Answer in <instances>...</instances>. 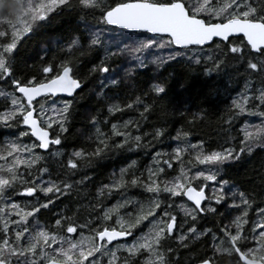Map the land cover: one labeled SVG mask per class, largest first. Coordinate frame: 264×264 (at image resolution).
<instances>
[{"label": "snow or ice", "instance_id": "1", "mask_svg": "<svg viewBox=\"0 0 264 264\" xmlns=\"http://www.w3.org/2000/svg\"><path fill=\"white\" fill-rule=\"evenodd\" d=\"M0 12V82L8 89L0 91V125L16 129L0 142V264H179L181 250L190 253L188 264H264V200L257 207L251 191L220 178L258 152L264 165V0H0ZM60 12L80 13L82 27L37 74L16 76L20 44ZM85 14L98 22L86 23ZM113 29L154 38L124 44L132 38L115 39ZM153 48L169 51L152 56L150 66L183 59L189 68H202L210 93L231 95L220 118L229 131L246 115L257 122L246 121L225 138L227 147L211 149L202 140L188 143L190 133L178 128L169 138L174 146L153 152L139 176L127 178L137 167L133 160L93 193V178L82 173L94 159L167 136L163 128L141 127L155 108L149 95L165 94L163 84L153 82L127 103L121 99L128 87L123 81H135L146 69ZM85 82L100 107L84 113L92 130L88 147L73 140L69 149L65 141ZM58 94L67 98L53 99ZM130 110L134 119H120ZM202 119L196 113L188 123ZM129 187L142 189L147 199L121 196L106 204ZM61 198L67 204L51 213ZM44 210L51 213L48 224L40 219Z\"/></svg>", "mask_w": 264, "mask_h": 264}, {"label": "trees", "instance_id": "2", "mask_svg": "<svg viewBox=\"0 0 264 264\" xmlns=\"http://www.w3.org/2000/svg\"><path fill=\"white\" fill-rule=\"evenodd\" d=\"M4 14L5 13L0 12V15ZM80 17L81 14L78 12L74 15L64 12L51 14L46 24L41 25L34 34L30 35L20 44L16 55L15 75L27 76L37 74L38 68L43 64H47L48 61L59 52L60 48L69 38V35L77 34L76 30L82 27L79 23ZM84 21L92 24L98 22L97 18L91 17L90 14L84 15ZM117 32L121 34L136 32L134 34H137L140 31L130 32L124 29H113L110 35L115 39H122L121 36L116 35ZM139 37H141V39H151L154 38V34L140 32ZM104 38L108 39L107 36ZM122 42L124 44H130L123 40ZM211 45L212 42L209 43V46ZM172 47L175 48V46ZM164 50L158 57H165L167 55L169 49L166 48ZM151 58L152 56H148V58L144 60L146 69L139 70L135 81H123L128 87L122 88L121 99L124 103H127L130 97L135 98L137 95H142L143 91L147 90L148 85L153 82L163 84L165 87V94L155 100H153V96L149 95L148 103L154 102L155 108L148 115L147 125H142L141 127L142 131H149L151 128L156 127L163 128L167 131V136L163 141H156L149 147L125 150L123 152H111L98 159H94L90 166V170H84L82 173L83 175H89L93 178L90 185L93 193L100 183H108L113 173L119 175V169L125 167L133 160L136 161L137 167L128 170L127 178L131 179L133 172H135V175L139 176L140 171L152 160L153 152L157 150L169 151L170 148L174 146L169 138L176 134L178 128H183V130L190 133L187 137L188 143H195L197 140H202L204 141L205 147L211 149L220 146L227 147L228 145L224 143L225 138L229 135L236 136L240 126L246 121L251 124L257 122V119L246 115L244 118H237L233 122L234 127L229 131L226 126H222L220 118L227 102L232 98L231 95L223 91L218 95L210 93L204 77L202 76V68H189L183 59H177L174 63L172 61H167L165 66L159 67L150 66L149 62ZM88 67L89 65L85 64L81 69L82 76L85 74ZM223 83L228 84L226 77ZM228 86L239 91L235 83L229 84ZM90 87L91 85L85 82L81 90L84 93L83 99L80 98L79 93L77 94V104L73 109L74 116L70 121V128L65 141V146L69 149L73 147V140L76 141V147H88L85 140L92 130L85 127L86 120L84 118V113L86 111L94 112L96 108L100 107L99 104H94L96 99L94 94L91 96L89 95ZM6 90H8L7 85L0 82V91ZM66 98L67 97L58 96L53 99L62 100ZM4 103V98L0 97V105ZM178 113H182L183 115H178ZM196 113H203L204 119L196 120L189 124L188 121L192 119ZM136 115L137 113L135 110H130L123 114L120 119H134ZM109 123H111V121H109ZM15 133L16 129L4 128L3 125H0V142L11 139L12 135ZM261 155L262 154L258 152L251 159L231 164L229 168L225 169L227 175H222L220 177L221 179L235 181L241 185L243 189L251 191L254 195L257 207H260V201L264 200V176H262L261 173V169L264 168V165L261 164ZM186 159L187 158H185V160ZM169 175H175V173L169 172ZM84 190L85 189H81V191ZM121 196H123L125 200L137 199L143 201L147 199L142 189L129 187L126 193L116 192L108 196L106 204L110 205L115 203ZM15 199L21 202L27 200V198L23 196H17ZM66 204L67 201L64 198L60 199L59 204L54 202L51 213H55L58 207ZM224 211L225 209L223 207L219 209V213H223ZM51 213L47 210L41 211L40 219L44 224L50 223L48 216L51 215ZM252 213H255V208L252 209ZM235 214V212L230 213V217ZM252 219H255L254 215L249 217L250 221ZM221 224H223V221H221ZM248 227H251V222ZM189 256V252L181 250L177 256L179 264H188Z\"/></svg>", "mask_w": 264, "mask_h": 264}, {"label": "rangeland", "instance_id": "3", "mask_svg": "<svg viewBox=\"0 0 264 264\" xmlns=\"http://www.w3.org/2000/svg\"><path fill=\"white\" fill-rule=\"evenodd\" d=\"M131 32V31H130ZM134 33H136V32H132V33H123L122 35H121V37H123V35H127V36H130L132 39L130 40V39H122L123 41H125V42H128V43H131L132 42V40H137V41H139L140 39H141V37H139V35H137V34H134ZM164 49H166V48H164ZM163 49V50H164ZM163 50H157V49H152V50H150V51H148V56L150 57V56H159L162 52H164ZM255 123V122H254ZM137 235H139V233H137ZM130 242V241H129Z\"/></svg>", "mask_w": 264, "mask_h": 264}, {"label": "water", "instance_id": "4", "mask_svg": "<svg viewBox=\"0 0 264 264\" xmlns=\"http://www.w3.org/2000/svg\"><path fill=\"white\" fill-rule=\"evenodd\" d=\"M129 31H140V30H129ZM151 34V33H150ZM210 43V42H209ZM176 47V46H175ZM58 96L66 97L64 94H58ZM123 239V238H122Z\"/></svg>", "mask_w": 264, "mask_h": 264}, {"label": "flooded vegetation", "instance_id": "5", "mask_svg": "<svg viewBox=\"0 0 264 264\" xmlns=\"http://www.w3.org/2000/svg\"><path fill=\"white\" fill-rule=\"evenodd\" d=\"M124 240H127L128 238L127 237H125V238H123Z\"/></svg>", "mask_w": 264, "mask_h": 264}]
</instances>
